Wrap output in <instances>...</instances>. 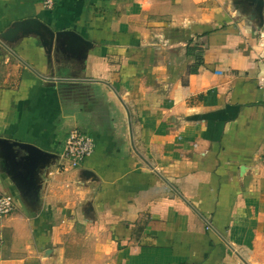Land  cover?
I'll list each match as a JSON object with an SVG mask.
<instances>
[{
  "label": "crops",
  "instance_id": "crops-1",
  "mask_svg": "<svg viewBox=\"0 0 264 264\" xmlns=\"http://www.w3.org/2000/svg\"><path fill=\"white\" fill-rule=\"evenodd\" d=\"M29 17L95 45L51 77L38 37L0 43V264H264V7L0 0V33ZM11 142L47 154L25 189Z\"/></svg>",
  "mask_w": 264,
  "mask_h": 264
},
{
  "label": "water",
  "instance_id": "water-1",
  "mask_svg": "<svg viewBox=\"0 0 264 264\" xmlns=\"http://www.w3.org/2000/svg\"><path fill=\"white\" fill-rule=\"evenodd\" d=\"M256 4L262 12L264 0H249ZM38 37L47 55L48 74L55 75L54 63L60 62V54L73 55L75 59L86 62L89 52L94 48V42L85 38L75 29H55L38 17H29L14 21L6 30L0 33V43L13 44L19 40ZM69 80V79H68ZM9 160L15 161L13 168L17 185L25 189L37 165L47 157V154L33 144L11 142L7 144Z\"/></svg>",
  "mask_w": 264,
  "mask_h": 264
},
{
  "label": "built area",
  "instance_id": "built-area-1",
  "mask_svg": "<svg viewBox=\"0 0 264 264\" xmlns=\"http://www.w3.org/2000/svg\"><path fill=\"white\" fill-rule=\"evenodd\" d=\"M57 0H44L47 8L55 6ZM94 140L92 137L79 130H73L68 136L64 149L65 160L71 167H78L85 158L94 152ZM264 156V154H263ZM15 210V203L10 195L0 196V216L11 214Z\"/></svg>",
  "mask_w": 264,
  "mask_h": 264
}]
</instances>
